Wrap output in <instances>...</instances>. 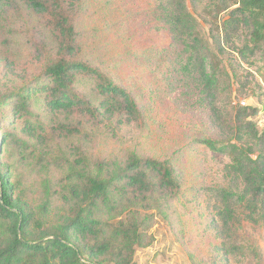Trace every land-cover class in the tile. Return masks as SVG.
Returning a JSON list of instances; mask_svg holds the SVG:
<instances>
[{
    "label": "trees",
    "instance_id": "16d2710c",
    "mask_svg": "<svg viewBox=\"0 0 264 264\" xmlns=\"http://www.w3.org/2000/svg\"><path fill=\"white\" fill-rule=\"evenodd\" d=\"M161 20L183 51L179 74L204 100L215 101L219 78L194 3L223 7L222 43L240 31L264 49V0H170ZM84 0H0V264H139L138 250L150 247L158 219H168L181 183L171 160L104 156L99 136L117 140L123 127H145L136 95L102 65L81 57L78 30ZM193 7V6H192ZM28 55H19L18 45ZM246 47H248L246 45ZM45 114L47 116H45ZM240 108L230 120L231 136L205 139L210 150L228 155V185L207 190L206 201L226 243L245 219L264 229V130ZM42 175L40 198L23 182ZM61 171L59 179L52 172ZM236 250V246L233 248ZM254 264H263L251 248Z\"/></svg>",
    "mask_w": 264,
    "mask_h": 264
},
{
    "label": "rangeland",
    "instance_id": "374dc122",
    "mask_svg": "<svg viewBox=\"0 0 264 264\" xmlns=\"http://www.w3.org/2000/svg\"><path fill=\"white\" fill-rule=\"evenodd\" d=\"M168 1L84 0L78 22L81 57L102 65L131 90L146 119L143 128L123 127L117 140L100 135L94 148L104 156L122 157L136 150L143 157L169 159L176 169L181 194L171 202L168 219L160 218L152 227L153 244L138 250L139 264H254L251 248L258 250L264 264V229L245 219L226 243L234 252L228 259L218 252L222 240L206 197L207 190L228 185L224 170L231 160L201 143L230 138L229 122L240 108L255 110L250 120L264 130V49L253 48L243 30L233 37L232 46L222 43L229 11L207 9L213 6L208 3L191 4L211 49L207 68L218 66L219 83L215 101L196 93L190 78L185 95L178 71L183 49L161 20V7ZM17 47V56L28 55L24 45ZM20 172L34 191L30 198L39 200L40 172L27 174L25 167ZM61 176V171L52 172L55 180Z\"/></svg>",
    "mask_w": 264,
    "mask_h": 264
}]
</instances>
